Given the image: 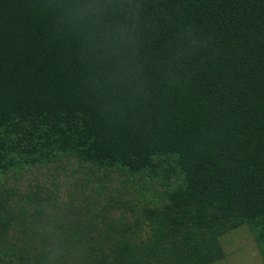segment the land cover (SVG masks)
<instances>
[{
    "label": "trees",
    "instance_id": "trees-1",
    "mask_svg": "<svg viewBox=\"0 0 264 264\" xmlns=\"http://www.w3.org/2000/svg\"><path fill=\"white\" fill-rule=\"evenodd\" d=\"M140 2L121 83L132 51L0 0V264H41L46 229L63 264H217L240 230L264 261V0Z\"/></svg>",
    "mask_w": 264,
    "mask_h": 264
},
{
    "label": "clouds",
    "instance_id": "clouds-1",
    "mask_svg": "<svg viewBox=\"0 0 264 264\" xmlns=\"http://www.w3.org/2000/svg\"><path fill=\"white\" fill-rule=\"evenodd\" d=\"M48 6L58 12L63 20L82 27L86 42L102 52L106 59L118 57L125 49L132 51L133 55L118 67L112 80L123 83L126 77L136 72L134 53L137 28L131 22L139 17L142 9L140 0H48ZM121 16L123 19H118ZM55 191L60 204L69 203L71 188L64 176L58 179ZM45 232L49 242L42 251L41 264H63L64 249L58 233L51 229Z\"/></svg>",
    "mask_w": 264,
    "mask_h": 264
},
{
    "label": "rangeland",
    "instance_id": "rangeland-1",
    "mask_svg": "<svg viewBox=\"0 0 264 264\" xmlns=\"http://www.w3.org/2000/svg\"><path fill=\"white\" fill-rule=\"evenodd\" d=\"M31 168V172H27L25 177L27 178L26 180H31L32 182H36L34 177L37 175L39 181L43 184L49 185L52 180L48 176L51 177L52 174L55 176L57 175V172L54 169L48 171L44 168ZM225 241L227 246L226 250L230 253L225 261L217 264H264L253 240L248 237L247 232H242L240 230L237 233L228 235ZM237 246L240 248L237 249Z\"/></svg>",
    "mask_w": 264,
    "mask_h": 264
}]
</instances>
